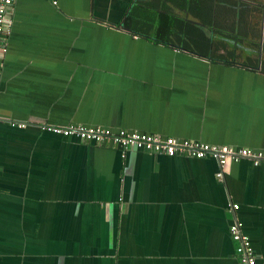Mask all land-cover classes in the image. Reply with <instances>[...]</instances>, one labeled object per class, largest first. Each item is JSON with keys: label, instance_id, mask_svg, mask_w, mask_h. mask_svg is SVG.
Wrapping results in <instances>:
<instances>
[{"label": "crops", "instance_id": "1", "mask_svg": "<svg viewBox=\"0 0 264 264\" xmlns=\"http://www.w3.org/2000/svg\"><path fill=\"white\" fill-rule=\"evenodd\" d=\"M201 4L14 0L0 53V264H239L234 222L264 264V165L53 132L264 151V73L163 44L200 28Z\"/></svg>", "mask_w": 264, "mask_h": 264}, {"label": "trees", "instance_id": "2", "mask_svg": "<svg viewBox=\"0 0 264 264\" xmlns=\"http://www.w3.org/2000/svg\"><path fill=\"white\" fill-rule=\"evenodd\" d=\"M238 2L241 1L202 0L199 14L195 12L196 25L200 28L190 31L182 19L175 16V23L178 20L179 25H186V33L163 40V44L212 62L252 70L259 68L264 73V30L260 45L264 3L252 0L247 1L248 4ZM259 50L262 52L261 61Z\"/></svg>", "mask_w": 264, "mask_h": 264}, {"label": "built area", "instance_id": "3", "mask_svg": "<svg viewBox=\"0 0 264 264\" xmlns=\"http://www.w3.org/2000/svg\"><path fill=\"white\" fill-rule=\"evenodd\" d=\"M14 0H0V53L5 51L4 35L8 23V14L11 11ZM17 127H24L23 124ZM53 132L62 136H74L92 143H103L110 141L120 147L123 151L127 149H141L153 153L165 154L169 157L183 155L196 159H214L220 167H223L229 160L237 161L249 159L254 166L264 165V151H254L249 148H232L201 143L193 140H180L174 137H160L148 135L137 131L120 130L111 133L109 130L100 127H84L81 125H69L65 128H54ZM222 173L217 174L221 178ZM237 209V206H233ZM229 233L233 241L237 243L236 253L239 264H255V255L252 251L249 239L244 235L237 222L229 226Z\"/></svg>", "mask_w": 264, "mask_h": 264}]
</instances>
